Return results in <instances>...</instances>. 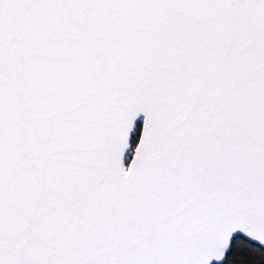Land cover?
<instances>
[{
	"label": "snow or ice",
	"instance_id": "obj_1",
	"mask_svg": "<svg viewBox=\"0 0 264 264\" xmlns=\"http://www.w3.org/2000/svg\"><path fill=\"white\" fill-rule=\"evenodd\" d=\"M0 264H264V0H0Z\"/></svg>",
	"mask_w": 264,
	"mask_h": 264
}]
</instances>
